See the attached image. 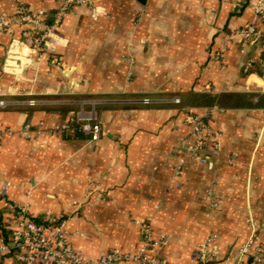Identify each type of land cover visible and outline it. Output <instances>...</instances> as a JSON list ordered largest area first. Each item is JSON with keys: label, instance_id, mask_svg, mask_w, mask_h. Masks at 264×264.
Segmentation results:
<instances>
[{"label": "crops", "instance_id": "obj_1", "mask_svg": "<svg viewBox=\"0 0 264 264\" xmlns=\"http://www.w3.org/2000/svg\"><path fill=\"white\" fill-rule=\"evenodd\" d=\"M20 1L48 23L60 5ZM87 1L53 31L58 64L29 51L8 61L21 31L0 33V226L16 227L9 203L36 219L71 216L74 247L96 259L137 253L149 222L166 237L151 254L166 264H197L193 253L210 236L214 264H235L250 217L264 244V67L260 46L240 35L251 24L264 33L261 0ZM16 12V0H0V17ZM93 113L103 129L96 142L77 130L78 116ZM190 113L220 135L212 163L188 152ZM61 125L69 131L54 133Z\"/></svg>", "mask_w": 264, "mask_h": 264}, {"label": "built area", "instance_id": "obj_2", "mask_svg": "<svg viewBox=\"0 0 264 264\" xmlns=\"http://www.w3.org/2000/svg\"><path fill=\"white\" fill-rule=\"evenodd\" d=\"M16 2L15 15L0 17V33L7 32L13 26L19 27L21 31V38L15 39L12 43L8 61L25 57V53L29 51L39 56H48L54 63H60L58 58L51 53L53 51L51 40L53 31L77 5L88 4V1L58 0L60 5L52 23H48L42 13L33 12L22 1L16 0ZM255 11L259 21L264 24V0L256 4ZM240 35L243 39V46H260L259 64L264 67V33L256 24H251L243 28ZM216 57L224 61V52L222 50L217 52ZM253 64L250 62L245 71L248 72ZM173 102L177 104L180 99L175 98ZM0 105L4 106L5 102H0ZM29 105L36 106L37 101L31 100ZM188 124L191 128L190 138L194 141L188 148L191 157L204 165L212 163L221 153L220 135L209 125L206 115L190 113ZM33 130L30 125L24 127L23 132L28 139L33 138ZM77 130L94 142L100 140L103 131L94 115H79ZM68 131V125H61L53 130L54 133ZM179 151L180 147H177L176 152ZM183 162L180 160L177 174L181 173ZM234 162L235 157L230 159V163ZM9 186L10 183L3 186V195L8 194ZM214 206L217 207L218 202H214ZM7 211L15 217L16 227L1 221L0 264H5L7 260L15 264H166L165 261L151 254L165 244L166 237L155 238L150 223L140 225L142 244L137 253H124L114 249L96 259H91L74 247L72 236L66 229V219L55 217L51 213H47L42 219H36L30 216L27 207L13 203L7 205ZM0 219H2L1 216ZM249 223L253 229L252 234L247 243L239 249L238 260L235 264H262L264 262V244L259 233L261 223L254 217H250ZM216 250V237L210 236L194 251L193 257L197 264H214Z\"/></svg>", "mask_w": 264, "mask_h": 264}, {"label": "rangeland", "instance_id": "obj_3", "mask_svg": "<svg viewBox=\"0 0 264 264\" xmlns=\"http://www.w3.org/2000/svg\"><path fill=\"white\" fill-rule=\"evenodd\" d=\"M175 98H178V99H180L179 97H175ZM175 98H173V100L175 99ZM146 100H148L149 102L148 103H146L145 101ZM145 104H150L151 103V100L150 99H145L144 101H143ZM177 104H179V105H181L182 104V102H181V99H180V102L179 103H177ZM94 114V113H93ZM94 116H96L95 114H94ZM97 119V118H96ZM98 121V120H97ZM99 122V121H98ZM71 216H69V217H66V218H63V219H68V218H70ZM255 218V217H254ZM143 223H149V222H141L140 223V225H142ZM141 228V227H140Z\"/></svg>", "mask_w": 264, "mask_h": 264}]
</instances>
